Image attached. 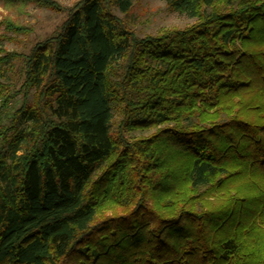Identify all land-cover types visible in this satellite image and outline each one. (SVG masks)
<instances>
[{
  "label": "trees",
  "instance_id": "obj_1",
  "mask_svg": "<svg viewBox=\"0 0 264 264\" xmlns=\"http://www.w3.org/2000/svg\"><path fill=\"white\" fill-rule=\"evenodd\" d=\"M135 1L79 0L0 58L22 63L0 82V264H264V0H165L195 21L142 38L114 13Z\"/></svg>",
  "mask_w": 264,
  "mask_h": 264
},
{
  "label": "rangeland",
  "instance_id": "obj_2",
  "mask_svg": "<svg viewBox=\"0 0 264 264\" xmlns=\"http://www.w3.org/2000/svg\"><path fill=\"white\" fill-rule=\"evenodd\" d=\"M51 1L57 4L58 10L31 3L21 11L7 8L0 1V22L5 18H9L26 29L25 33L16 35L3 31L0 25V58L7 52L24 56L28 55L36 43L44 40L58 29L66 20L68 10L79 0ZM114 13L125 21L138 38L146 35H155L165 29H183L195 21L194 18H190L185 14L170 10L165 0H137L127 15L123 16L116 10H114ZM21 66V58H17L5 66L0 65V82L4 83L8 90L18 91L22 83ZM32 93L33 91H30L28 95L29 104ZM20 103L21 95L18 94L11 101L7 112L12 113L15 111ZM116 118L117 115L115 114L114 119ZM3 124H8L6 118H3ZM28 127L29 124L24 123L22 120L17 123L19 132L26 130ZM151 132H153L152 129L126 131L125 136L128 139H134L146 137ZM22 142L19 143L20 146H22ZM10 148L12 147L8 145L7 150Z\"/></svg>",
  "mask_w": 264,
  "mask_h": 264
}]
</instances>
